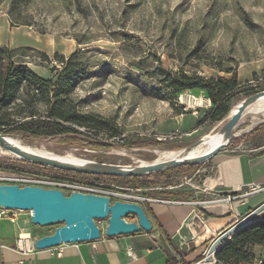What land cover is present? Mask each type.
<instances>
[{"label": "rangeland", "instance_id": "obj_1", "mask_svg": "<svg viewBox=\"0 0 264 264\" xmlns=\"http://www.w3.org/2000/svg\"><path fill=\"white\" fill-rule=\"evenodd\" d=\"M9 8L10 0H0V26L8 21L2 18L10 22L0 28V43L29 45L51 58L56 51L68 56L82 49L89 74L77 84L74 97L82 101L83 111L102 114L120 130L114 136L109 135L114 129L96 135L80 126L81 132L73 134H12L51 153L134 165L154 161L164 150L184 148L219 130L229 111L221 119L209 117L199 122L213 104L206 90L194 87L177 95L172 92L173 82L183 73L193 78L235 75L238 85L229 94L231 107L264 89V0H29L11 14ZM28 53L24 59L41 74L50 75L56 61L49 63L33 50ZM263 120L254 123L252 110H245L228 146L185 173L172 167L169 181L153 177L147 179L146 186L135 187L105 177L97 180L95 187L112 200L128 198L125 193L201 199L237 194L231 200L198 204L227 203L217 213L204 210L206 219L233 214L245 191L211 193L203 188L214 185L211 177L227 166V159L264 141ZM0 148V172L25 174L34 170L50 179L69 175L71 178L59 185L66 192L84 187L86 180H96L21 159L8 154L3 145ZM127 218L135 219L133 215ZM1 221L6 225L3 234L18 229L31 235L50 233L59 225L33 224L29 210H20L15 222ZM97 223L105 229L108 220L97 219ZM211 242L198 246L190 242L196 251L191 260L200 252L205 254Z\"/></svg>", "mask_w": 264, "mask_h": 264}, {"label": "trees", "instance_id": "obj_2", "mask_svg": "<svg viewBox=\"0 0 264 264\" xmlns=\"http://www.w3.org/2000/svg\"><path fill=\"white\" fill-rule=\"evenodd\" d=\"M28 1L10 0L8 12L13 13L15 9ZM11 22L12 25L15 24L13 18ZM30 50L38 53L49 63L52 59L56 61V64L51 66L50 75L41 74L24 59V56L30 55L28 53ZM88 74L89 67L83 60L82 49L75 50L68 56L56 51L51 58L45 51L29 45L10 47L0 43V129L7 134L41 137L78 133L81 130L77 126H80L95 131L96 135L111 129H114V132H110V136L119 135L120 130L107 117L99 113L83 111L80 108L82 101L74 97L77 84ZM237 85L238 80L235 75L193 78L183 73L173 82L172 92L177 95L185 89L194 87L208 92L213 104L199 119L201 122L209 117L212 120L221 119L230 111L229 94ZM21 115H24V120ZM198 164H182L174 167L185 173L187 170L194 169ZM61 169L73 173L72 175L76 177L92 176L96 180L109 177L118 184L131 183L135 187H143L149 183L148 178L154 177L169 181L172 167L145 175L92 174ZM16 170L19 169L16 168ZM56 177L71 178L69 175ZM170 199L188 198L175 196ZM255 244L264 245V210L222 243L215 253L217 261L214 264L229 262L249 264L255 258L252 251V246ZM203 256L199 254L197 259ZM176 258L171 257L170 263L175 264Z\"/></svg>", "mask_w": 264, "mask_h": 264}, {"label": "crops", "instance_id": "obj_3", "mask_svg": "<svg viewBox=\"0 0 264 264\" xmlns=\"http://www.w3.org/2000/svg\"><path fill=\"white\" fill-rule=\"evenodd\" d=\"M5 20L8 21L0 28L7 24L10 25L8 18L1 19V21ZM226 163V167H220L216 176L211 177L214 185L205 186L203 190L211 193L227 191L242 193L251 189V186L259 188L245 195L236 207L237 213L210 216L209 222L197 220L198 230L193 236V241L196 244L213 240L223 231V228L226 229L238 220L234 217L235 214L249 212L264 200V141L256 143L252 148L241 149L233 157L227 159ZM199 199L201 198L189 197L183 200L176 199L179 201L143 202L142 204L153 223V228L150 231L142 229L139 232L114 236L104 233L95 240L62 243L42 249L34 247V239L48 233L47 231L35 233L25 241V244L18 245L17 237L20 229L15 230V233L3 234L6 232L4 230L6 225L1 219L0 241L4 243V246L0 249V264H171V257H177L176 262L179 259L191 260V256L196 251L180 253L175 242L176 233L181 230L183 233L191 235L186 222L199 208L212 214L220 212L221 210H217L222 208V204L198 205L194 201ZM24 226L27 228L26 225ZM23 232L31 234L28 230H23ZM130 247L133 249V255L128 253ZM252 251L255 258L264 257L263 244L253 245Z\"/></svg>", "mask_w": 264, "mask_h": 264}, {"label": "water", "instance_id": "obj_4", "mask_svg": "<svg viewBox=\"0 0 264 264\" xmlns=\"http://www.w3.org/2000/svg\"><path fill=\"white\" fill-rule=\"evenodd\" d=\"M264 94V89L258 90L242 99L237 110L228 117L220 127L221 141L211 150L198 155H182L166 160L149 163L119 164L106 161L89 160L83 164H76L54 157L32 153L6 140L0 131V143L7 149L20 154L22 158L43 165L82 171L92 174L110 175H145L165 168L182 164H195L203 162L228 146L234 138V129L238 125L248 105L256 97ZM202 138L185 146L183 151H190L200 144ZM0 206L11 209L29 210L33 224L49 226L58 224L50 233L37 236L34 239L36 248H48L62 243L95 240L102 236V227L97 219H107L105 234L108 236L139 232L142 229L150 231L153 223L143 204L138 201L116 199L111 202V197L82 190L66 192L60 187H47L38 184L0 183ZM264 210V200L247 212L243 217L234 221L211 242L204 257L203 264H211L212 256L222 243L234 232L252 221ZM128 215L135 219L127 220Z\"/></svg>", "mask_w": 264, "mask_h": 264}, {"label": "built area", "instance_id": "obj_5", "mask_svg": "<svg viewBox=\"0 0 264 264\" xmlns=\"http://www.w3.org/2000/svg\"><path fill=\"white\" fill-rule=\"evenodd\" d=\"M86 181H87V183H86V185H84V187L76 186V188H74L73 190L77 189V190H82V191H89V192H95V193H100V194H106L104 191H101L97 187H95L97 180L90 179V180H86ZM0 183H24V184H38V185H43V186H47V187H51V186L60 187L59 185L65 183V182L63 181V179H60L57 177H52V179L42 177V175L40 173H38L34 170H30V171H27V173H25V174L0 172ZM183 183H180L177 185H181ZM60 188H62V187H60ZM258 188L259 187L251 186V189H249L248 191H245L244 194H242V195H247L251 191L257 190ZM125 195L128 196V198L123 199V200L138 201L141 203L146 202V201L151 202V201H156V200L179 201L176 199H164V198H158V197L145 195V194L125 193ZM235 197H237V194H235V196H233V197L229 196L226 198H218V199H199V200H195L194 202L200 204V203L213 202V201H217V200H220V201L231 200V199H234ZM113 201L114 200H112V198H111V202H113ZM223 204H225V206L227 205V203H223ZM236 205H238V204H235V207L232 209V211L235 213H237L236 211H238L236 208ZM19 211H20L19 209H11V208H7L4 206H0V220L6 219V220H10L12 222H15L18 219ZM234 217L236 219H239L237 214H235ZM126 219L127 220H133V219H129V218H126ZM197 220L209 222V219H206L204 217V209L199 208L198 210H196V212L192 215L191 219L186 222V225L189 228L191 235L185 234L181 230H178V232L175 235V237H176L175 242H176L177 249L182 254L190 253L191 250H193V248L195 246L200 245V244H196V243H195V246L190 245V242L193 241V236H194L195 232L198 230ZM23 230L24 229H20V232L18 233V237H17V244L18 245L25 244L26 243L25 241L31 237V234L29 237H24L22 235ZM104 233H105V229L102 228V235ZM3 246H4V243L0 241V249H2ZM34 247H35V245H34ZM208 248H207V250H208ZM207 250H206L205 254L207 253ZM128 253L133 255V249L131 247L128 248ZM202 254L204 256L201 259H194V260H181V259H179L175 264H203L205 254H204V252ZM216 261H217L216 258H212L211 264L215 263ZM227 264H232V263L229 262ZM249 264H264V257L261 256V257L255 258Z\"/></svg>", "mask_w": 264, "mask_h": 264}, {"label": "bare ground", "instance_id": "obj_6", "mask_svg": "<svg viewBox=\"0 0 264 264\" xmlns=\"http://www.w3.org/2000/svg\"><path fill=\"white\" fill-rule=\"evenodd\" d=\"M241 101L236 102L231 107L230 111L228 112L230 114V116H231V114H233L237 110ZM247 110H252V112L254 113V123L262 121L264 119V94L253 99L252 102L246 108V111ZM243 115H242V117H243ZM242 117H241V119H242ZM5 137H6V140H8L11 144L18 146V147H20L24 150H27L29 152H32V153H37V154L44 155V156H49V157H54L57 159L66 160L68 162H72V163H76V164H83V163L89 161L88 159L74 158L71 155H61V154L51 153V152H49L43 148H40V147H37V146L30 144L29 142L23 140L21 137L16 136V135L6 134ZM221 138H222V133L219 130L212 131V132L204 135L202 137V142H200V144L193 147L190 151H183L184 150L183 147L164 150L160 154V156L154 161L171 159L174 157L187 155V154H188V156H193V155L201 154L203 152H207V151L211 150L212 148H214L221 141ZM1 145L2 144L0 143V146ZM4 149L6 152H8V154L10 153L14 156L22 157L20 154L12 151L11 149H7L5 147H4ZM154 161H151V162H154ZM142 163H149V162H142ZM19 184L24 185V183H19ZM218 205H220V204H218ZM224 206H225V204H222V208ZM219 210H221V208ZM219 210H217V211H219ZM22 235L24 237H26V236H29L30 234H29V232H23ZM212 258H216L215 255H213Z\"/></svg>", "mask_w": 264, "mask_h": 264}]
</instances>
